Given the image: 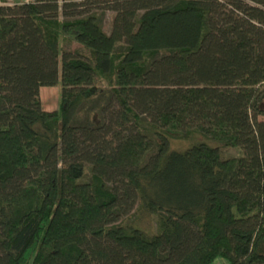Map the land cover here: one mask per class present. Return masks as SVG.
Segmentation results:
<instances>
[{
	"label": "trees",
	"instance_id": "obj_1",
	"mask_svg": "<svg viewBox=\"0 0 264 264\" xmlns=\"http://www.w3.org/2000/svg\"><path fill=\"white\" fill-rule=\"evenodd\" d=\"M219 259L264 264V0L0 5V264Z\"/></svg>",
	"mask_w": 264,
	"mask_h": 264
},
{
	"label": "rangeland",
	"instance_id": "obj_2",
	"mask_svg": "<svg viewBox=\"0 0 264 264\" xmlns=\"http://www.w3.org/2000/svg\"><path fill=\"white\" fill-rule=\"evenodd\" d=\"M110 21H111V13L108 12L106 19H105V24H104V27L106 30H109ZM66 46L67 45H65V47ZM41 93H42V98H44V100L41 98V103H42L43 108H46V109L47 108H50V109L57 108L59 104V95H60V85L59 84H56L54 86H43L41 87ZM222 152L224 155H238L241 152V150L238 148H222ZM153 225H154V222H151L150 219H147L144 221V227L146 228L153 226ZM217 263L227 264V261L224 259H219Z\"/></svg>",
	"mask_w": 264,
	"mask_h": 264
},
{
	"label": "crops",
	"instance_id": "obj_3",
	"mask_svg": "<svg viewBox=\"0 0 264 264\" xmlns=\"http://www.w3.org/2000/svg\"><path fill=\"white\" fill-rule=\"evenodd\" d=\"M11 2H21V1H26V0H10ZM43 87V86H42ZM41 93V87H40V91H39V94ZM42 98V93L40 94V99ZM44 100V98H42ZM46 109V108H45ZM47 110H50V108H47Z\"/></svg>",
	"mask_w": 264,
	"mask_h": 264
},
{
	"label": "built area",
	"instance_id": "obj_4",
	"mask_svg": "<svg viewBox=\"0 0 264 264\" xmlns=\"http://www.w3.org/2000/svg\"><path fill=\"white\" fill-rule=\"evenodd\" d=\"M12 2L10 0H0V5L2 4H11Z\"/></svg>",
	"mask_w": 264,
	"mask_h": 264
}]
</instances>
